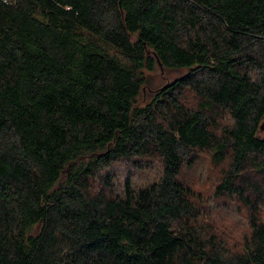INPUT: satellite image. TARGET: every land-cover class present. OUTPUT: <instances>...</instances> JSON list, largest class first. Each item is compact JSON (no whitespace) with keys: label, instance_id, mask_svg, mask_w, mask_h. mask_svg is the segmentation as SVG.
<instances>
[{"label":"trees","instance_id":"obj_1","mask_svg":"<svg viewBox=\"0 0 264 264\" xmlns=\"http://www.w3.org/2000/svg\"><path fill=\"white\" fill-rule=\"evenodd\" d=\"M206 152L238 248L184 180ZM263 184L264 0H0V264H264Z\"/></svg>","mask_w":264,"mask_h":264},{"label":"rangeland","instance_id":"obj_2","mask_svg":"<svg viewBox=\"0 0 264 264\" xmlns=\"http://www.w3.org/2000/svg\"><path fill=\"white\" fill-rule=\"evenodd\" d=\"M184 71H170L158 67L151 73L152 87L144 91L145 96L150 98L154 91L168 81L180 76ZM226 165H216L211 160L210 153L200 155L191 167H185L183 171L184 180L192 183L193 189L200 194L199 203L204 210L208 211L210 222L216 225L219 232L225 237L227 244L234 248L240 247L243 240L249 235L250 223L248 208L238 200L224 199L215 196V186L222 179L223 168ZM133 170L132 167L119 163L116 166L118 175L117 182L121 184L127 174ZM135 170V169H134ZM159 171V164L143 170H135L131 174L141 182V179L156 177ZM264 185V184H263ZM259 216L264 221V201L259 207Z\"/></svg>","mask_w":264,"mask_h":264},{"label":"water","instance_id":"obj_3","mask_svg":"<svg viewBox=\"0 0 264 264\" xmlns=\"http://www.w3.org/2000/svg\"><path fill=\"white\" fill-rule=\"evenodd\" d=\"M158 61H159V59H158ZM159 65H160V67H162V64L160 63V61H159Z\"/></svg>","mask_w":264,"mask_h":264},{"label":"built area","instance_id":"obj_4","mask_svg":"<svg viewBox=\"0 0 264 264\" xmlns=\"http://www.w3.org/2000/svg\"><path fill=\"white\" fill-rule=\"evenodd\" d=\"M5 1H7V0H5Z\"/></svg>","mask_w":264,"mask_h":264}]
</instances>
